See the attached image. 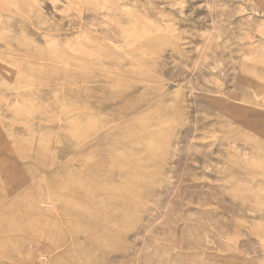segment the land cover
I'll list each match as a JSON object with an SVG mask.
<instances>
[{
  "label": "rangeland",
  "instance_id": "rangeland-1",
  "mask_svg": "<svg viewBox=\"0 0 264 264\" xmlns=\"http://www.w3.org/2000/svg\"><path fill=\"white\" fill-rule=\"evenodd\" d=\"M0 264H264V0H0Z\"/></svg>",
  "mask_w": 264,
  "mask_h": 264
}]
</instances>
